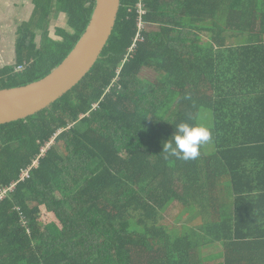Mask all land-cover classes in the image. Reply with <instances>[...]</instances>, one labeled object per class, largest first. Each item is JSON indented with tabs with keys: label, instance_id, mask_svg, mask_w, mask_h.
<instances>
[{
	"label": "trees",
	"instance_id": "16d2710c",
	"mask_svg": "<svg viewBox=\"0 0 264 264\" xmlns=\"http://www.w3.org/2000/svg\"><path fill=\"white\" fill-rule=\"evenodd\" d=\"M30 1L0 89L61 65L96 3ZM53 4L67 17L58 39ZM181 122L210 127L195 159L162 152ZM13 185L0 201V264H264V0H121L90 73L50 108L0 126V189ZM176 204L181 234L163 224ZM207 245L220 251L203 255Z\"/></svg>",
	"mask_w": 264,
	"mask_h": 264
},
{
	"label": "water",
	"instance_id": "95a60500",
	"mask_svg": "<svg viewBox=\"0 0 264 264\" xmlns=\"http://www.w3.org/2000/svg\"><path fill=\"white\" fill-rule=\"evenodd\" d=\"M120 7L121 0H96L86 32L61 65L40 81L0 89V126L35 116L73 90L100 59L114 32Z\"/></svg>",
	"mask_w": 264,
	"mask_h": 264
},
{
	"label": "rangeland",
	"instance_id": "374dc122",
	"mask_svg": "<svg viewBox=\"0 0 264 264\" xmlns=\"http://www.w3.org/2000/svg\"><path fill=\"white\" fill-rule=\"evenodd\" d=\"M6 4L4 7L0 9V67L4 65H13L15 63L14 56V42L17 34L18 28L26 23L31 18V13L33 8L28 5L27 8L20 11V5L17 9H14V4L20 3L19 0H6ZM16 2V3H15ZM10 7H9V5ZM27 4V3H26ZM1 7V5H0ZM64 19L59 20L57 25L64 27L66 23ZM53 27L51 26L48 30V37L50 39H56L55 34L52 32ZM41 36L38 37L40 39ZM141 75L148 81L153 82L157 78V74L151 70L144 69ZM185 209H181L179 205H174L171 209L166 213V219L164 221V225L173 233L181 234L183 231V227L187 222V215L184 214ZM48 216V215H46ZM203 255H210L217 253L220 251L216 245L205 246L203 250Z\"/></svg>",
	"mask_w": 264,
	"mask_h": 264
},
{
	"label": "clouds",
	"instance_id": "9594fccd",
	"mask_svg": "<svg viewBox=\"0 0 264 264\" xmlns=\"http://www.w3.org/2000/svg\"><path fill=\"white\" fill-rule=\"evenodd\" d=\"M211 130L208 125H190L181 122L176 125L175 132L170 140L163 143L165 158L169 156L177 159H195L199 155V147L209 141Z\"/></svg>",
	"mask_w": 264,
	"mask_h": 264
},
{
	"label": "crops",
	"instance_id": "0c3cea01",
	"mask_svg": "<svg viewBox=\"0 0 264 264\" xmlns=\"http://www.w3.org/2000/svg\"><path fill=\"white\" fill-rule=\"evenodd\" d=\"M19 1H20V3H16L15 2L16 4H14V9L15 8L17 9V7L20 5V9L19 10L22 11L23 9L27 8L28 5H29V6H31L33 8L32 13H31L32 14L31 17H32L33 13H34V9H35V7L33 5V2L30 1V0H23V1L19 0ZM6 2H7L6 0H0V5H1L0 9L4 7L3 5H5ZM9 7H10V5H9ZM61 19L65 20L64 22L66 23V26L62 27L59 24L57 25V23ZM47 20L50 21V27L52 26L54 28L52 32L55 34V36H56L57 29H59V28H62V29L65 28L66 29L67 28V17L62 12V10L60 9V7L58 5L53 4V8L50 10L49 18ZM28 21H26V23ZM50 27H49V29H50ZM56 39H58L57 36H56ZM13 48H14V56H15V59H16L15 47H13ZM0 68H2V67H0ZM223 188H225V187H223ZM219 190H221V189H219ZM222 190H225L224 195L226 193V197H223V198L228 200V206H227L228 207L227 208L228 211H230V210L233 211L234 196H233V193H232V189L229 187L228 189L226 188V189H222Z\"/></svg>",
	"mask_w": 264,
	"mask_h": 264
},
{
	"label": "built area",
	"instance_id": "2783aa9c",
	"mask_svg": "<svg viewBox=\"0 0 264 264\" xmlns=\"http://www.w3.org/2000/svg\"><path fill=\"white\" fill-rule=\"evenodd\" d=\"M146 12L143 11L142 9H140V15L142 14H145ZM146 28V25L144 23H142V21H140L139 23V30L142 32L143 29ZM144 38L141 37V34H139L135 40V43L133 44V47L130 49V51H133L135 49V47L137 46V42L139 41H143ZM126 61H128V58L126 59ZM25 69V66H18L15 68V72L16 73H20L22 71H24ZM43 153L45 152V150H42ZM39 164V161L36 160L34 163H33V167H37ZM31 168L28 169V170H25L23 171L22 173V179H25L27 177H29V172H30ZM14 187L15 185L9 187V188H3V189H0V201L4 200L7 196H8V193L12 192L14 190Z\"/></svg>",
	"mask_w": 264,
	"mask_h": 264
}]
</instances>
